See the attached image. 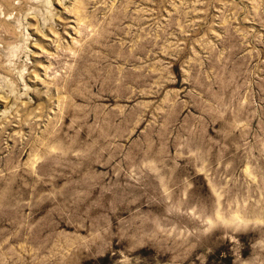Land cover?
Masks as SVG:
<instances>
[{"label":"rangeland","instance_id":"rangeland-1","mask_svg":"<svg viewBox=\"0 0 264 264\" xmlns=\"http://www.w3.org/2000/svg\"><path fill=\"white\" fill-rule=\"evenodd\" d=\"M0 264H264V0H0Z\"/></svg>","mask_w":264,"mask_h":264}]
</instances>
